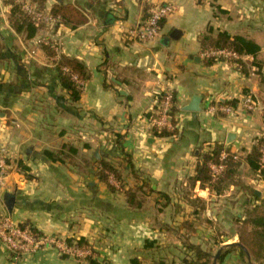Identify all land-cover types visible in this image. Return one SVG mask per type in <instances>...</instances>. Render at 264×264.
Listing matches in <instances>:
<instances>
[{
	"label": "crops",
	"instance_id": "0c3cea01",
	"mask_svg": "<svg viewBox=\"0 0 264 264\" xmlns=\"http://www.w3.org/2000/svg\"><path fill=\"white\" fill-rule=\"evenodd\" d=\"M162 3L173 5L174 13L156 40L139 41L136 27ZM62 4L78 8L87 23L51 26L56 57L40 48L25 55L24 48L15 52L6 44L0 56V147L8 150L13 164L0 209L43 235L85 239L102 264H130L132 259L179 263L188 252L185 243L217 249L236 243L217 232L235 227L236 210L250 205L252 193L256 204L264 199V179L246 160L264 137V0H46V9ZM10 16L11 6L0 0V42L9 40L4 24L19 36L10 27ZM220 32L251 40L260 51L244 55L241 66L230 59L209 64L200 40ZM24 39L30 46L37 40ZM60 55L86 67L78 103L58 82L54 62ZM159 93L176 98L175 138L150 131ZM247 95L257 100L253 111L243 108ZM195 96L202 99V112L184 111ZM225 104H235L232 113H208ZM111 132L123 136L133 164V170L127 166L123 171L125 190L147 186L142 209L129 208L124 190L112 192L77 167L84 159L116 157L102 143ZM66 144L78 150L77 157L63 163L45 154ZM216 146L240 162L241 185L232 184L220 195L192 181L200 156ZM257 182L262 188L253 186ZM10 196L12 213L6 204ZM61 255L44 249L16 264H79ZM238 261L230 254L223 264ZM0 264H15L2 245Z\"/></svg>",
	"mask_w": 264,
	"mask_h": 264
},
{
	"label": "trees",
	"instance_id": "16d2710c",
	"mask_svg": "<svg viewBox=\"0 0 264 264\" xmlns=\"http://www.w3.org/2000/svg\"><path fill=\"white\" fill-rule=\"evenodd\" d=\"M32 4L37 5L40 10L46 9V0H31ZM11 6L10 22L13 29L17 34L26 35L27 39H32L36 36L37 32L41 30L39 23L33 20L29 15H18L20 6L14 4L11 0L8 2ZM50 14L59 20L58 25L71 26L72 28L87 23V18L78 8L70 4L55 5L50 11ZM149 16V15H148ZM145 18V20L148 18ZM201 47L203 52L207 50H227L236 53L239 59H230L236 65H242V57L247 54H257L260 51V47L253 41L243 38L241 36H231L227 32H220L217 36L204 35L201 40ZM52 48V47H51ZM53 49V50H52ZM44 49L46 54L50 57H56L55 49ZM0 49V55H1ZM219 59L210 58L209 64H212ZM54 67L58 76V82L61 87L69 95V99L72 103H78L81 99V86L73 80V76H77L79 80L85 81L88 78L86 67L82 62L76 58H71L65 55H60ZM65 69L67 71H65ZM166 96V93H160L155 97L154 110L157 109L160 102ZM235 103V102H233ZM229 106H235V104H225ZM178 108L176 107V98L172 94V101L169 114L171 116V123L174 125V130H161L155 129L154 135L159 138L172 137L175 138L178 135V121H177ZM151 116L153 114H150ZM107 134V133H106ZM123 136L121 134L111 132L110 135H106L102 141L103 145L110 147L112 151L117 155L112 160L107 158H101L100 160H82L83 165H79V171L94 176L99 181L105 183L110 191L116 192L119 189L124 190L126 196V202L129 208L142 209L147 201V186L143 184L141 187H135L129 190H125V182L123 177V171L125 167L129 166L133 170V164L130 155L127 154L122 145ZM87 148V146H85ZM264 147V137L258 138L251 150V153L247 156V163L251 170L255 173H259L260 177L264 179V165H261L262 150ZM224 149L221 146H216L211 152L202 154L200 156L199 164L196 168V174L193 178V183H200L203 189H208L210 192L220 195L230 185H241L239 182V176L237 170L239 168V160H235L231 154L226 160L221 161V154ZM68 153V154H67ZM47 157L53 161L65 162V158L73 159L77 157L78 150L71 145H64L62 149L57 153L45 152ZM216 164L225 165V170L217 177H213L210 165ZM117 182L118 186L111 183V180ZM253 194V193H252ZM254 196V194H253ZM256 197V196H255ZM259 201V200H258ZM244 224H250L253 227V231L256 236L261 240V249L264 250V202L261 204H255L253 208L246 212L244 217ZM239 235V234H238ZM242 238L241 235H239ZM69 245L77 247H87L89 244L85 239H68ZM246 246V245H245ZM185 247L188 250L184 259L181 262L169 263V264H214V254L212 250H205L204 248L190 243H185ZM235 246H228L223 249L221 256L218 258V263H222L227 256L234 250H237ZM242 255L245 256L244 250L240 249ZM89 264H99L92 256L88 258ZM130 264H141L138 259H132ZM167 264V263H162ZM251 264V263H247Z\"/></svg>",
	"mask_w": 264,
	"mask_h": 264
},
{
	"label": "built area",
	"instance_id": "2783aa9c",
	"mask_svg": "<svg viewBox=\"0 0 264 264\" xmlns=\"http://www.w3.org/2000/svg\"><path fill=\"white\" fill-rule=\"evenodd\" d=\"M22 4L23 11L31 16L39 25L54 26L59 22L57 18L50 14L47 10H40L35 4L29 1L24 2L18 0ZM175 11L173 5L162 3L156 5L150 12L148 18L136 27V37L141 42H150L156 40L162 31L164 21ZM46 43L45 39L39 38L36 44ZM203 56L210 59H239L240 57L231 51L227 50H207L203 52ZM65 71H67L65 69ZM73 80L83 85V82L73 76ZM160 94V93H159ZM172 101V94L166 93V96L160 102L156 110H153V115L149 117L150 127L161 130H174V125L171 123L169 114ZM258 103L255 97L247 95L243 101V108L247 111H253L257 108ZM232 106H216L208 109V113L215 114L218 111L224 113H232ZM231 153L223 151L221 161L226 160ZM233 155V154H232ZM235 160H238L237 155H233ZM261 165H264V147L262 150ZM11 156L5 147H0V195L4 194L9 189V177L12 168ZM213 177L217 178L224 170L225 165L211 164L210 165ZM0 245L10 254L12 261L16 264L24 257L38 253L44 249H55L63 255L77 258L78 260H88L92 255L88 247H77L69 245L66 240L58 236L43 235L29 226H22L17 223L13 217L0 209Z\"/></svg>",
	"mask_w": 264,
	"mask_h": 264
},
{
	"label": "rangeland",
	"instance_id": "374dc122",
	"mask_svg": "<svg viewBox=\"0 0 264 264\" xmlns=\"http://www.w3.org/2000/svg\"><path fill=\"white\" fill-rule=\"evenodd\" d=\"M9 1H11V0H7V2H9ZM13 2H14V4H16V5H18V6H20V8L21 9H19V11H18V15L19 16H21V15H26V13L23 11V9H22V4L21 3H19V1L18 0H12ZM24 2H27V1H29L30 3H32L31 2V0H23ZM37 6V5H36ZM39 8V7H38ZM28 15V14H27ZM11 20V19H10ZM5 26H6V28H7V25L6 24H4V25H2V32H9L8 34V42H0V49H2L1 50V57L3 56V49L5 48V44H6V46L8 45V46H11V48H14V49H16V51L15 52H17V50L19 49V48H24V50L22 51L25 55L26 54H28V52H30V51H32V50H34V51H36V50H39V48L40 49H46V48H49V49H52L51 47L52 46H54L55 47V43L53 42V41H51V39H50V35H51V31H52V29H53V27H51V26H46V25H42L41 26V30L39 31V32H37V34H36V36L34 37V40L35 39H39V36L42 38V39H45V42L46 43H42V44H35V45H32V46H30L29 44H27L26 42V39H24L25 37H26V35H24V34H17V35H19V36H14L13 34H11L10 33V30H9V28H7V29H5ZM10 27L13 29V27H12V24H11V22H10ZM14 30V29H13ZM15 31V30H14ZM21 40H23V42L25 43V45H23V46H21V45H18V43L21 41ZM5 50V49H4ZM53 50V49H52ZM45 51V50H44ZM46 52V51H45ZM32 56H34V55H32ZM19 63H21V61L19 60ZM3 63H1V65H2ZM21 64H24V63H21ZM26 64H28V63H26ZM25 64V65H26ZM30 65V64H29ZM29 65H27L28 66V68L29 69H32V68H34V67H31V65L29 66ZM14 66H12V68H13ZM15 69V68H14ZM33 73H35V70L34 69H32L31 70ZM13 72H14V70H13ZM150 131H151V133L153 134V136H155L154 135V131H155V129L154 128H151L150 127ZM156 137V136H155ZM108 148H110V147H108ZM252 176L253 177H255V174L253 173L252 174ZM256 179H258V178H256ZM256 185V187H261V184L260 183H256V184H254L253 186H255ZM262 188V187H261ZM250 200H251V203H250V205H248V207H246V208H243V207H241L240 209H237L236 210V215H234V219H233V221H234V223H235V227H233V229H231V230H228V231H219V232H217V236L219 237V236H226V237H228V239H230L231 241H235V242H238V243H240V244H242L246 249H247V251H248V255L245 253V256L244 255H242L241 254V252H240V247H237V248H240V249H237V250H234V251H232L231 253H229V254H227V256L228 255H230V254H232V255H234V256H237V257H239V261H238V263H236V264H247V263H251V264H264V250H262L261 249V240L259 239V237L258 236H256L257 234H255V232L253 231V227L250 225V224H244V217H245V215H246V212L249 210V209H251V208H253V206L256 204L255 203V200H254V197H253V195L251 194V198H250ZM261 202H264V199H260L259 200V203L258 204H261ZM238 214H240L241 215V217L239 218L238 217ZM238 218V219H237ZM15 220V219H14ZM241 235L242 236V238H240L239 237V235ZM61 239H63V238H61ZM63 240H66V239H63ZM77 240V239H76ZM67 241V240H66ZM231 243V242H230ZM219 245V244H218ZM246 245V246H245ZM90 250H91V252H92V258L93 259H98V257H97V254H96V252L94 251V249H92L91 248V246L90 245H88L87 246ZM205 250H207V251H209V250H212V252H213V254H214V258H215V256H216V254H217V252L220 250V248H216L215 246L214 247H212V248H209V247H207V248H204ZM55 252H56V250L55 249H53ZM241 250H243V249H241ZM59 253V252H58ZM60 254V253H59ZM63 255V254H62ZM61 255V256H62ZM63 256H66V257H70V256H67V255H63ZM226 256V257H227ZM75 260H76V262H78L79 264H83L84 262H88V260H78L77 258H74ZM98 261V260H97ZM213 262H214V260H213ZM240 262V263H239ZM86 263H84V264H86ZM224 263V261L222 262V263H218V260H217V264H223ZM99 264H102L101 262H99ZM232 264H235V263H232Z\"/></svg>",
	"mask_w": 264,
	"mask_h": 264
},
{
	"label": "water",
	"instance_id": "95a60500",
	"mask_svg": "<svg viewBox=\"0 0 264 264\" xmlns=\"http://www.w3.org/2000/svg\"><path fill=\"white\" fill-rule=\"evenodd\" d=\"M175 34H176V32H175ZM201 103H202V99L200 97H198V96H195V97H193L191 103L189 105L185 106L182 109L184 111H188V112L199 113V112H202ZM94 155H95V157L97 159H100L99 150H96ZM6 204H7L9 212L12 213V209H13V206H14V197H12V196L7 197ZM230 246L240 247L248 255L247 249L242 244L236 242V243L230 244ZM222 252H223V248H220V250L217 252V254H216L215 258H214V264H217V260L221 256Z\"/></svg>",
	"mask_w": 264,
	"mask_h": 264
}]
</instances>
